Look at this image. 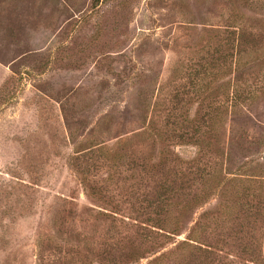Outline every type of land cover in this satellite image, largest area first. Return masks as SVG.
<instances>
[{
  "label": "rangeland",
  "instance_id": "rangeland-1",
  "mask_svg": "<svg viewBox=\"0 0 264 264\" xmlns=\"http://www.w3.org/2000/svg\"><path fill=\"white\" fill-rule=\"evenodd\" d=\"M0 264H264V0H0Z\"/></svg>",
  "mask_w": 264,
  "mask_h": 264
},
{
  "label": "trees",
  "instance_id": "trees-1",
  "mask_svg": "<svg viewBox=\"0 0 264 264\" xmlns=\"http://www.w3.org/2000/svg\"><path fill=\"white\" fill-rule=\"evenodd\" d=\"M114 0H92V7H98L101 3H108V2H112Z\"/></svg>",
  "mask_w": 264,
  "mask_h": 264
}]
</instances>
